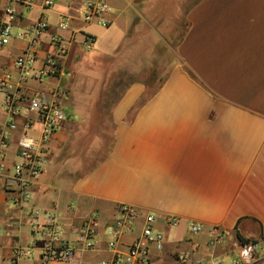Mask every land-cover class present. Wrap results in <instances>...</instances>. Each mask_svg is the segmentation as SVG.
Returning a JSON list of instances; mask_svg holds the SVG:
<instances>
[{
	"label": "crops",
	"instance_id": "crops-1",
	"mask_svg": "<svg viewBox=\"0 0 264 264\" xmlns=\"http://www.w3.org/2000/svg\"><path fill=\"white\" fill-rule=\"evenodd\" d=\"M74 2L81 0H57L50 11L46 40L59 33L68 49L60 65L71 77L60 81L70 86L73 96L98 80L101 88L117 90L115 94L107 90L99 100L101 110L93 114L83 110L80 99L71 98L72 117L51 142L50 163L34 187L35 207L55 211L68 239L75 238V227L90 215L97 214L106 224L119 208L131 207L142 216H157V229L165 236L164 249H152L150 264L214 260L230 264L239 253V235L247 241L264 239V0L194 2L185 12L186 27L174 61L154 90L139 80L140 66L133 69L131 64V56L140 54L135 48L140 38L156 34L152 24H163L149 10L150 2L110 0L108 28L62 12ZM38 14L35 8L22 23L33 22ZM61 15L71 19L63 32L57 27ZM86 34L96 40L93 50L84 44ZM82 52L87 53L85 59L80 58ZM10 53L11 48L3 63L9 64ZM108 61L115 63L108 67ZM111 71L116 74L110 78ZM125 71L133 73L126 76ZM96 72H101L100 78ZM30 87L48 90L51 86L33 83ZM95 114L112 126V144L96 154L75 157L70 172L78 175L67 186L65 209L75 219L68 224L62 219L61 197L53 199L42 185L60 161L74 118ZM4 121L0 108V124ZM8 211L2 202L0 264H10L13 244L28 246L32 241L25 222L28 209L24 214ZM166 217H176L180 224L168 227ZM143 222L141 218L136 231L122 238V250L141 235ZM192 223L201 226L199 234L191 232ZM217 227L231 235L224 244L211 247L210 232ZM183 256L185 262L180 260ZM256 264H264V259Z\"/></svg>",
	"mask_w": 264,
	"mask_h": 264
},
{
	"label": "built area",
	"instance_id": "built-area-1",
	"mask_svg": "<svg viewBox=\"0 0 264 264\" xmlns=\"http://www.w3.org/2000/svg\"><path fill=\"white\" fill-rule=\"evenodd\" d=\"M57 0H0V108L5 121L0 124V204L6 203L9 214L26 212L32 241L28 246L16 242L12 246L10 264H84L83 256L100 250L111 257L101 264H150L152 249L162 251L165 236L158 231L157 216L142 214L131 207H121L111 222L102 224L97 214L82 220L73 239L64 236L55 211L36 208L34 187L51 160V142L71 119L65 103L70 99V86L60 80L70 78L60 65L68 49L65 39L55 33L46 40L51 26L50 11ZM35 8L39 14L29 23H22ZM82 19L102 28L111 25L110 0H81ZM70 17L61 15L58 30L66 31ZM48 45L44 52V45ZM88 50L95 38L85 35ZM9 64L3 63L8 49ZM52 82V83H51ZM50 84L48 90L31 88V84ZM144 218L141 235L122 250L121 240L132 234ZM168 227L178 226L176 217L164 219ZM13 223H10L12 226ZM193 234L202 231L192 223ZM230 232L214 228L209 245L226 242ZM1 237V233H0ZM104 244V248L102 245ZM102 248V249H101ZM264 259V239L239 245V253L230 264H256ZM185 262L187 256L180 257ZM204 264H225L220 260Z\"/></svg>",
	"mask_w": 264,
	"mask_h": 264
},
{
	"label": "rangeland",
	"instance_id": "rangeland-1",
	"mask_svg": "<svg viewBox=\"0 0 264 264\" xmlns=\"http://www.w3.org/2000/svg\"><path fill=\"white\" fill-rule=\"evenodd\" d=\"M112 1L115 2L116 0ZM148 1L150 2L149 10H151L153 12V15H155L156 21L159 23V21L162 20L163 24H152L153 27H155L154 32L156 34L154 36H152L151 34V36L146 35V38H140L137 46H135V48L139 50L140 54L131 56V64H133V69H136L140 66V69L138 71L139 80L145 82L146 84L149 83V88L151 90H154L157 89L158 86L162 83L163 77L167 72L165 68L168 67L170 62L174 61V50L176 44L185 31L186 27L184 21L185 12L191 7L194 2L198 0ZM121 2L124 3L123 0H121ZM62 12L82 16L81 3L79 4V2H74L71 6V9H62ZM165 25H169L166 31H164L163 29ZM115 26L116 25H114V27ZM147 38H149V40ZM126 50L127 47L125 46L123 48V52H126ZM82 53L83 54H80V58L85 59L87 57V53ZM114 63L115 62L113 61H108L107 65L109 67ZM88 64L91 65L90 62H88ZM96 64L101 70V67H99L98 65L102 64L101 61H97ZM83 70H85L84 67ZM101 72H96V74H98L97 77L100 78ZM132 73L133 71H125L126 76ZM111 74L113 75L116 73L115 71H111L109 75L110 78L112 77ZM99 83L100 81L98 80L95 81L94 85L91 83L92 85H87L85 88L83 87V93H75L74 96L71 89V97L68 102V106H66V109L73 112V108L72 106H69V104L72 105V99L77 98L83 102L82 105L84 111H87L91 114L100 111L101 104L99 100L101 99V97L106 95L107 90H109L111 94H115L117 88H101L99 86ZM88 90H91V94L89 95H87ZM90 95L92 96L91 98H89ZM90 99L91 101L89 102ZM73 122L75 124L72 125L73 131L70 133L68 132V142L62 145L63 149L60 161L54 165L53 169H51L50 171L51 175L47 178V182L42 185L43 189H48L49 194L54 195L53 199H58L57 195L61 197V212L63 213H61L62 219L65 221L68 220V224L73 223L75 219L71 218V215L68 216L65 213L67 211L65 210L67 207V203L69 202L67 196V186L70 182L74 181L78 175L74 172H70L71 169L74 168V161L77 160L75 157L80 155L81 157H84L89 155V153L90 155H93L99 152V150H101L105 146L110 147V145L112 144L113 133L112 126L108 123V121L106 119H99L96 114L91 118H74ZM73 158L74 160H72ZM82 258L85 264H101L103 260L109 258V254L100 250L98 253L86 254Z\"/></svg>",
	"mask_w": 264,
	"mask_h": 264
},
{
	"label": "trees",
	"instance_id": "trees-1",
	"mask_svg": "<svg viewBox=\"0 0 264 264\" xmlns=\"http://www.w3.org/2000/svg\"><path fill=\"white\" fill-rule=\"evenodd\" d=\"M238 238H239V241H240L241 244H245V243L249 242V241L245 240V239H244L242 236H240V235H239Z\"/></svg>",
	"mask_w": 264,
	"mask_h": 264
}]
</instances>
